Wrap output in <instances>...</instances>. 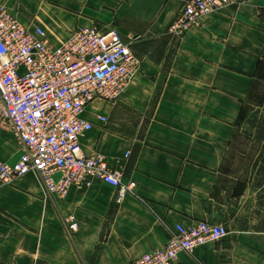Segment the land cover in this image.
<instances>
[{
  "label": "crops",
  "instance_id": "0c3cea01",
  "mask_svg": "<svg viewBox=\"0 0 264 264\" xmlns=\"http://www.w3.org/2000/svg\"><path fill=\"white\" fill-rule=\"evenodd\" d=\"M186 1L0 0L9 12L44 8L33 20L45 30L61 25L47 33L55 44L70 33L63 25L113 24L141 59L118 100L87 106L94 126L80 139L85 154H103L134 180V192L117 203L118 189L95 176L64 199L35 173L0 184V264H129L163 248L178 225L202 220L228 235L181 252L174 264H264V231L254 228L259 159L250 179L227 181L244 126L264 115H245L264 68V0H233L174 38L169 28ZM22 153L14 130L0 123V161L13 164ZM68 214L75 232L64 224Z\"/></svg>",
  "mask_w": 264,
  "mask_h": 264
},
{
  "label": "built area",
  "instance_id": "2783aa9c",
  "mask_svg": "<svg viewBox=\"0 0 264 264\" xmlns=\"http://www.w3.org/2000/svg\"><path fill=\"white\" fill-rule=\"evenodd\" d=\"M232 1L187 0L169 32L181 38L201 17ZM140 70L141 59L115 28L78 27L55 44L42 26L27 27L1 7L0 123L14 130L23 153L13 164L0 161V184L35 173L49 195L64 199L72 186L95 176L118 189L121 203L136 182L112 170L103 154L84 153L80 139L94 125L83 115L97 98L118 100ZM64 224L70 232L79 226L74 214L65 216ZM228 233L224 225L203 220L178 225L163 248L129 264H174L181 252L193 253Z\"/></svg>",
  "mask_w": 264,
  "mask_h": 264
},
{
  "label": "rangeland",
  "instance_id": "374dc122",
  "mask_svg": "<svg viewBox=\"0 0 264 264\" xmlns=\"http://www.w3.org/2000/svg\"><path fill=\"white\" fill-rule=\"evenodd\" d=\"M21 1V0H20ZM45 11L44 8H27V7H19L11 10L10 12L16 16L22 23L27 26H36L38 25L35 20L37 13H43ZM31 20V21H30ZM33 20V21H32ZM100 28H116L115 25H99ZM47 33H54L55 30L59 29L61 25L58 24H50L44 25ZM66 32L67 30L72 31L76 28H73L69 25L62 26ZM70 28V29H69ZM72 29V30H71ZM117 29V28H116ZM49 30V31H48ZM69 31V32H70ZM55 34V33H54ZM130 35V34H129ZM49 36V35H48ZM133 36V35H132ZM130 37H127L130 40ZM50 42L56 43V41L52 40L50 37ZM264 68L261 73V78L259 81L258 88L255 91L254 96L250 99L249 104L246 106L247 110L245 111V115L250 111L251 115L256 114L264 110ZM243 139L238 146L234 150L235 152L228 159L227 163V181H231V177H243L244 179H250L256 170V163L260 157V154L263 150V145L259 144L254 140V134L247 130V127L244 126L243 130ZM59 177H57L58 179Z\"/></svg>",
  "mask_w": 264,
  "mask_h": 264
},
{
  "label": "trees",
  "instance_id": "16d2710c",
  "mask_svg": "<svg viewBox=\"0 0 264 264\" xmlns=\"http://www.w3.org/2000/svg\"><path fill=\"white\" fill-rule=\"evenodd\" d=\"M248 129L254 134V140L263 145L255 178L254 218L258 220V224L254 228L264 231V115H255L249 119Z\"/></svg>",
  "mask_w": 264,
  "mask_h": 264
}]
</instances>
